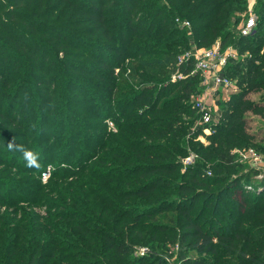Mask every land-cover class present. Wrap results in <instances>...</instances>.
<instances>
[{
	"label": "trees",
	"instance_id": "trees-1",
	"mask_svg": "<svg viewBox=\"0 0 264 264\" xmlns=\"http://www.w3.org/2000/svg\"><path fill=\"white\" fill-rule=\"evenodd\" d=\"M91 1L0 0V64L21 71L27 90L37 83L43 99L33 98L31 112L41 126L55 122L53 132L36 137L38 147L49 144L46 156L58 161L51 185L53 209H61L42 216L33 209L49 208V198H22L36 193L33 186L44 187L39 177L45 168L24 171L17 164L21 153L5 149L0 135V264H164L134 259L131 251L176 240L203 255L181 253L184 264H264V175H237L240 166L229 153L254 139L245 132L243 114H264V105L244 100L264 92V0L255 1L256 28L249 36L240 34L247 0ZM24 30L37 37L26 38ZM215 44L237 54L223 70L237 90L216 101L220 124L203 135V147L195 141L203 126L189 133L199 118L191 98L202 94L200 77L176 83L170 77L178 55ZM191 69L189 62L180 71ZM1 76L5 96L12 80ZM70 108L93 122H77ZM9 109L5 115L0 110V118L23 125ZM188 148L200 157L196 164L218 158L220 165L210 176L199 167L183 168ZM13 167L17 176L36 178V185L7 181L4 172ZM69 226L76 235L67 244L59 234Z\"/></svg>",
	"mask_w": 264,
	"mask_h": 264
},
{
	"label": "rangeland",
	"instance_id": "rangeland-1",
	"mask_svg": "<svg viewBox=\"0 0 264 264\" xmlns=\"http://www.w3.org/2000/svg\"><path fill=\"white\" fill-rule=\"evenodd\" d=\"M255 1L256 0H247V7H248V13L249 10H251L255 5ZM89 3H91V0H88ZM78 31V29L76 30ZM29 31H25L24 30V36L27 38H29V36H31L32 38H36L37 36L32 34V33H28ZM23 42L29 44V42L27 40H23ZM48 46H52L51 44L48 43ZM213 47V46H212ZM228 48H230V46H228ZM227 49V47L222 48L221 50L224 52ZM232 49V48H231ZM232 51H234L232 49ZM81 60V59H79ZM69 62L74 63L76 62V59H68ZM5 66V67H4ZM0 68H2L0 70V77L1 74H3L4 72V78L7 79L10 77V79L12 80L10 87H7L4 90L3 94L6 96H0V110H2V115H5V111L4 110H10L9 108H11V110H15V115L19 117V119L22 121V123H24L23 125H19L17 126L16 124H13L12 122L7 121L4 118H0V135L3 137V139L5 140V149H8V144L9 142H12L14 144V148L16 146H23L24 149L29 150L31 152H33L36 156V161L33 165H29L28 161L25 159L24 155L22 152L17 151V150H10L12 153L17 154V153H21V157L17 156V164L21 165L24 169V171H29L32 168H34L35 170H37L38 168H40V172L42 171L43 168H45L43 171L49 170V175L47 177V179L43 182L41 181V173L43 172H38L40 173V177H39V184L41 186H44L43 188L41 187H35L33 186L32 188L34 189V191L36 192L35 194H31V195H26L23 193V197L22 198H49V200L51 201V205L48 207H39V208H35L33 209L34 212H36L39 215L44 216V212L49 211L50 214H57L59 212H61V209H53V206L56 204L57 200H56V194H55V187L51 185V182L54 181V179L52 178V173L54 172V170L57 168V163L58 161H53L49 156H46V150L49 151V144H46L44 146H39L38 147V139L36 136L39 137V135L41 134V132H43V136L44 133L46 131H52L56 128L54 127V119H49V122L47 124V126H41L40 125V120L37 119V117L34 115L33 112H31L32 109V104H33V98L36 100H41L43 98L42 97V93L41 92V97L39 96V92H38V88L36 86V84H34L33 88H31V90H27L28 86H24L21 83V80L18 79V75L21 71L17 70V73L14 74L16 72V70H12L10 68H6V62L4 64H0ZM57 67H53V71L54 72L56 70ZM13 76H15L14 78H12ZM22 76V73H21ZM53 77V74H52ZM54 81H56L54 79ZM54 84V82H53ZM30 88V87H29ZM8 91V92H7ZM32 94V95H31ZM218 94V95H217ZM225 92L224 91H220L217 90L216 91V95L217 97H221L224 96ZM215 95V96H216ZM215 96H206V99L204 100L206 102L207 105L212 106V109H215V112L217 114H222L223 110L221 108V106L219 104H215V99L217 97ZM228 99V98H227ZM248 102H254L257 104H261L264 105V92L263 91H257V92H250L246 95L245 99ZM213 104V105H212ZM37 108L39 110H42L40 108V106H37ZM70 110V116L74 118V120H76L77 122H90V118L86 117L84 114H82L80 111L76 110V109H69ZM243 118L245 119V132H248L250 135L254 136V139L252 140H248L246 142H242L241 144H239L238 146L230 149L229 153L230 156L234 159V164H236L237 166H240L239 169L238 167H236L237 169V175L240 173H245L249 175V177H252L254 179H260L263 175H264V114L262 115H258V114H254L251 112H246L243 114ZM91 122H93L91 120ZM106 125H107V129L110 131H114V125L111 124V122L109 120H106ZM64 124V122H63ZM220 124V122L215 121L212 126L213 127H217ZM201 127L200 124L198 123V120L196 119V121H194L190 127H189V133L194 134V130H196V128ZM62 131L64 132L66 130L65 125H63V128H61ZM72 129L73 128H69ZM80 130H84L82 127L80 128H76V132L80 133ZM101 129H96L94 131V133L96 134L97 132H100ZM55 132V131H54ZM30 136L32 137V139L30 137H26V136ZM202 133L195 137V141L198 142L199 144H201L203 147L208 145V142L204 139V137L201 136ZM60 136L55 135L54 139L59 138ZM60 139V138H59ZM58 140V139H57ZM79 139H77L78 142ZM37 147L38 150H35L34 147ZM49 146V147H48ZM253 150L256 155H258L260 157L258 162H255V160L252 157H243L244 154L247 153L248 150ZM188 152H193V150H191L190 148L187 149V153ZM197 157L194 161L193 164L186 166V167H193L194 169L199 167L200 170H204V171H208L210 172V174L212 173V168L213 165L214 166H219L220 165V161L218 158H214L212 159V163H207L206 165L201 164H196V162L199 161L200 157L196 154V152L194 153ZM5 156L6 153H5ZM11 156V155H10ZM246 156V155H245ZM59 157V158H63ZM75 158H70L67 159V163L66 164H62L61 168L64 166H68L67 164H69L68 162H71L72 160H74ZM183 158H181L182 160ZM202 162V161H200ZM183 167V166H182ZM185 167V168H186ZM184 168V167H183ZM2 171V170H1ZM0 171V172H1ZM255 172V173H252ZM5 176L7 181L12 182L13 180L15 181H21L22 179H26L28 182V184H33L36 185V183L38 181H36V178H32L30 175H26L24 173H22L21 175L17 176V169L11 168L8 169L7 172L5 171ZM73 179H67L66 182L70 183L72 182ZM64 182V180H63ZM49 183V184H48ZM48 184V186H47ZM12 185V183L10 184ZM9 188L11 189V187L9 186ZM45 188V189H44ZM4 192H6V188H3ZM8 190V188H7ZM12 190V189H11ZM7 193V192H6ZM6 195V194H5ZM5 210L4 208H1L0 211ZM111 216V214H110ZM107 217V215H106ZM55 224L61 225L62 222L61 221H55ZM146 234V231H145ZM75 229L72 226L67 227L66 232L63 233L62 235L59 234V238L60 240L66 242L67 244L69 243H74L72 238H74L75 236ZM149 235H150V231H149ZM140 243V242H139ZM142 250H144V252L142 253ZM181 253H183L184 255H186V257L188 258H197L198 256H203V255H199L197 254L193 249H190L186 246H182L179 245V241L176 240L175 243H171V242H164V243H158V242H147L145 245H135L131 251V256L132 258H136V259H140V258H144L146 262H151L152 260L155 261H161L164 264H184L183 261L180 258Z\"/></svg>",
	"mask_w": 264,
	"mask_h": 264
},
{
	"label": "built area",
	"instance_id": "built-area-1",
	"mask_svg": "<svg viewBox=\"0 0 264 264\" xmlns=\"http://www.w3.org/2000/svg\"><path fill=\"white\" fill-rule=\"evenodd\" d=\"M177 24L182 28L188 29L190 27L189 22L176 20ZM256 28V17L249 10L248 17L240 29L242 36H249L255 32ZM232 47L228 48L223 52L218 44H215L211 48H196L192 46L190 50L183 52L178 55L175 62L176 70L171 74L170 82L176 83L179 80H183L188 75L192 76L198 74L200 77V85L202 87V94L200 96L192 97V108L198 114V123L202 128L203 135H210L212 124L221 119V114H217L212 106H209L204 101L206 96H215L216 91H224V96L217 97L215 100H227L231 94L236 92L235 84L232 80L224 75L223 70L227 65L229 59H236L237 54L232 51ZM264 47L262 48V51ZM192 62V69L188 74H183L180 71L181 66L187 65ZM117 72V70L115 71ZM216 103V102H215ZM213 105V104H212ZM246 155V156H245ZM196 155L193 152H188L185 157L181 160L183 167L189 166L194 163ZM243 157H252L255 162H258L260 157L256 155L253 150H248ZM49 175V170L41 173V181H45ZM206 175L210 176V172L206 171ZM144 250H142V253Z\"/></svg>",
	"mask_w": 264,
	"mask_h": 264
},
{
	"label": "clouds",
	"instance_id": "clouds-1",
	"mask_svg": "<svg viewBox=\"0 0 264 264\" xmlns=\"http://www.w3.org/2000/svg\"><path fill=\"white\" fill-rule=\"evenodd\" d=\"M8 148L10 150H17V151H20L23 153L25 159L28 161V164L31 166L35 163L36 161V156L33 152L29 151V150H26L23 148V146H16L14 148V144L12 142H9L8 144Z\"/></svg>",
	"mask_w": 264,
	"mask_h": 264
},
{
	"label": "crops",
	"instance_id": "crops-1",
	"mask_svg": "<svg viewBox=\"0 0 264 264\" xmlns=\"http://www.w3.org/2000/svg\"><path fill=\"white\" fill-rule=\"evenodd\" d=\"M215 102H216V100H215ZM215 102H214V103H215ZM215 104H216V103H215Z\"/></svg>",
	"mask_w": 264,
	"mask_h": 264
}]
</instances>
